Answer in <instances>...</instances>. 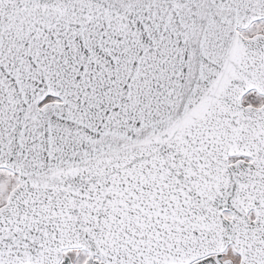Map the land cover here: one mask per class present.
I'll use <instances>...</instances> for the list:
<instances>
[{
    "label": "snow or ice",
    "instance_id": "snow-or-ice-1",
    "mask_svg": "<svg viewBox=\"0 0 264 264\" xmlns=\"http://www.w3.org/2000/svg\"><path fill=\"white\" fill-rule=\"evenodd\" d=\"M0 264H264V0H0Z\"/></svg>",
    "mask_w": 264,
    "mask_h": 264
}]
</instances>
